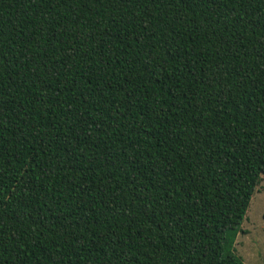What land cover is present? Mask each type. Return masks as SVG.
Instances as JSON below:
<instances>
[{
    "label": "trees",
    "instance_id": "trees-1",
    "mask_svg": "<svg viewBox=\"0 0 264 264\" xmlns=\"http://www.w3.org/2000/svg\"><path fill=\"white\" fill-rule=\"evenodd\" d=\"M264 176V0H0V264H246Z\"/></svg>",
    "mask_w": 264,
    "mask_h": 264
},
{
    "label": "rangeland",
    "instance_id": "rangeland-1",
    "mask_svg": "<svg viewBox=\"0 0 264 264\" xmlns=\"http://www.w3.org/2000/svg\"><path fill=\"white\" fill-rule=\"evenodd\" d=\"M236 238V253L246 264H264V176Z\"/></svg>",
    "mask_w": 264,
    "mask_h": 264
}]
</instances>
